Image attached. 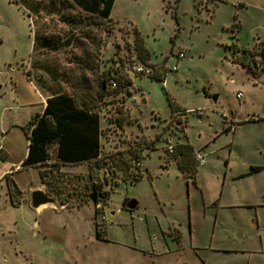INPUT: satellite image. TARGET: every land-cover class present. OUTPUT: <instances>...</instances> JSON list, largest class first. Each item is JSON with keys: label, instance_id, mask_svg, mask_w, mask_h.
Listing matches in <instances>:
<instances>
[{"label": "rangeland", "instance_id": "obj_1", "mask_svg": "<svg viewBox=\"0 0 264 264\" xmlns=\"http://www.w3.org/2000/svg\"><path fill=\"white\" fill-rule=\"evenodd\" d=\"M76 4L0 0V264H264V168L250 172L264 167V0H115L107 19ZM134 29L147 65L134 53ZM44 36L60 45L40 58ZM77 63L86 74L81 91ZM46 65L50 74L41 75ZM139 65L157 69L163 82L126 72ZM100 70L121 72L131 87H104L100 97ZM41 77L59 86L49 93H70L98 112L97 160L58 164L51 149L46 166L12 169L27 147L26 123L42 112ZM170 102L185 113L176 116ZM176 144L192 148L183 170ZM39 187L58 203L32 209L29 195ZM91 192L107 200L96 203ZM217 197L216 209L200 212L202 200ZM124 198L137 210H120ZM171 222L182 230H167Z\"/></svg>", "mask_w": 264, "mask_h": 264}, {"label": "trees", "instance_id": "obj_2", "mask_svg": "<svg viewBox=\"0 0 264 264\" xmlns=\"http://www.w3.org/2000/svg\"><path fill=\"white\" fill-rule=\"evenodd\" d=\"M115 0H77L78 6L88 13H99L101 18L107 19L112 10ZM177 4L178 0H174ZM237 25L231 27V38L235 39ZM133 50L141 64L147 65L150 53L145 47L144 41L139 32L133 30ZM234 50H238L235 43L232 44ZM243 53L246 50L242 51ZM260 55L261 69L264 70V43L258 51ZM244 57V56H243ZM243 57L236 60L237 64L246 72H251L252 68L248 61ZM153 74L148 76L152 80L163 82L165 75L157 73L153 68ZM109 72V71H108ZM107 72V74H108ZM106 74V75H107ZM100 82V97L106 95L105 78ZM126 84V80H118V86ZM171 112L177 115L185 113L174 107L170 102ZM173 118V117H172ZM248 122L255 121L252 117ZM230 128H225L227 132ZM101 129L99 125V115L87 103L78 102L73 96L67 93L52 95L45 100V106L40 114L32 116L25 125V136L27 140L26 157L21 163V167L28 168L45 163L50 158V150H53L55 161L66 164H80L86 161L95 160L99 157L100 144L99 138ZM174 151L180 159L179 168L183 170L185 159L192 153V148L188 144H176ZM198 164V163H196ZM194 168V167H193ZM264 167H251L250 172L254 173ZM42 174L40 173V179ZM140 179L134 177V180ZM98 194L92 193V197L97 200ZM102 197L106 195L101 194ZM96 237L99 235L96 233Z\"/></svg>", "mask_w": 264, "mask_h": 264}, {"label": "crops", "instance_id": "obj_3", "mask_svg": "<svg viewBox=\"0 0 264 264\" xmlns=\"http://www.w3.org/2000/svg\"><path fill=\"white\" fill-rule=\"evenodd\" d=\"M206 2H207V0H206ZM76 8H77V10H79V11H82V12H85L80 6H76ZM45 9H47V7L45 6ZM61 22L62 23H65L66 21L65 20H61ZM34 39H35V37H34ZM59 43L58 42H50V41H48V39H47V36H44L43 37V39L42 40H40V43H39V53H40V55H39V57L40 58H46L48 55H50V54H53V53H57V51H58V49H59ZM36 43H35V41L33 42V51H34V49L36 48ZM77 58H80V57H77ZM50 68H47V65L46 66H44V68L42 67L41 68V70L40 71H42L43 73H41V75H48V74H50ZM57 71V70H56ZM73 72H74V74H76V79H75V86H76V88H77V91H81V90H84L85 88H87V82H86V74H85V70L82 68V67H80L79 66V64L77 63V65H76V68H74V70H73ZM102 73H105V72H103V70H100V74H102ZM105 74H107V73H105ZM104 74V75H105ZM101 79V78H100ZM37 80H38V83L40 84V87H41V89L44 91V95H43V99H42V103H41V106H42V110L41 111H43V109H44V106H45V100L48 98V97H50V96H52V95H57V94H60V93H64V92H51V93H49L50 91H55L54 90V87L56 86L57 87V83H56V81H54V80H52L50 77H48V78H45V77H41V78H37ZM102 81H103V78H102ZM126 87H131V82H130V78H128V79H126ZM63 86V85H62ZM59 87V86H58ZM57 87V88H58ZM64 90V89H63ZM68 94V93H67ZM69 95H71L70 93H69ZM71 96H73V95H71ZM122 104L124 105V107H126V109H127V111H128V113H129V116H130V109H129V106H128V99L127 98H122ZM42 113V112H41ZM98 113V112H97ZM40 114V113H39ZM99 125H100V120H99ZM99 144H100V148H101V135H100V138H99ZM198 151V150H197ZM197 151H195V152H197ZM26 157V150H25V152H24V155H23V158L22 159H20L19 160V162L17 163V164H15L14 165V167L12 168V169H17V168H22L21 167V164H20V162H22V160L24 159ZM99 157H100V153H99ZM98 157V158H99ZM97 158V159H98ZM97 159H95V160H97ZM95 160H91V161H86V162H83V163H80V164H78L79 166H81V165H84V164H87V163H89V162H93V161H95ZM145 160V159H144ZM49 161V160H48ZM48 161H46L45 163H42V164H38V165H36V166H33V167H37V166H46L47 165V163H48ZM53 161H55V160H53ZM142 163H144V161H142ZM58 164H63V163H60V162H58ZM64 165H77V164H70V163H66V164H64ZM144 165V164H143ZM28 168H30V167H28ZM165 170H161V174H167L168 173V167L167 166H165V167H163ZM177 169V168H176ZM176 169H174L175 171H176V177H180L181 178V180L184 182V185L185 186H187V183L188 182H185L186 180H184L185 178H183L182 176H177L178 175V172H177V170ZM260 171H262V170H260ZM260 171H257V172H260ZM249 175V174H248ZM240 176H242V175H237V176H233L232 178L234 179V178H239ZM144 179V177L141 179V180H143ZM232 179V180H233ZM150 181H152V179L150 180ZM190 182H192L191 180H190ZM186 183V184H185ZM196 183V182H195ZM194 182H193V184L194 185H196ZM220 197H217L216 199H213V200H211L210 202H208V201H203L202 200V209H201V211L200 212H202L203 214L206 212V210H213V208L214 209H216L218 206H219V199ZM165 206H163V208H164ZM186 207H187V212H190L191 210V207H190V204H189V202H187V205H186ZM215 224V223H214ZM167 226V225H166ZM188 227H189V225H188ZM163 228H165V227H163ZM169 229H175V230H182V229H180V228H177V227H175L174 226V223L173 222H171L170 223V225H168L167 226V230H169ZM187 230H191V228H188ZM214 230H215V226L213 225V227H211V233H213L214 232ZM192 233H191V231H189V235H191ZM210 244H211V242L208 244L209 245V247H210ZM206 245V242L205 243H199V249H201V250H205L206 249V247H204ZM207 249H208V246H207ZM206 262V261H205ZM207 263V262H206Z\"/></svg>", "mask_w": 264, "mask_h": 264}, {"label": "built area", "instance_id": "obj_4", "mask_svg": "<svg viewBox=\"0 0 264 264\" xmlns=\"http://www.w3.org/2000/svg\"><path fill=\"white\" fill-rule=\"evenodd\" d=\"M176 56L178 59H181L184 57L182 52H178V54ZM171 71H176V66H173L171 68ZM126 72L130 73V74H137V75L146 76V77L153 74L152 69H147L143 65H139V66L135 67L133 72L128 71V70H126ZM121 77H122L121 72L114 71V70L109 71L108 74L106 75V78H105L106 88L111 90V91L115 90L118 86V80H122ZM237 97L239 98L240 94H237ZM192 113L196 114V115H201V111H193ZM176 116H177V114H176ZM167 151L169 153H172V148L168 147ZM204 158H205V155L203 153H196L195 154V160L200 165L204 164ZM136 165L139 166L138 163Z\"/></svg>", "mask_w": 264, "mask_h": 264}, {"label": "water", "instance_id": "obj_5", "mask_svg": "<svg viewBox=\"0 0 264 264\" xmlns=\"http://www.w3.org/2000/svg\"><path fill=\"white\" fill-rule=\"evenodd\" d=\"M217 96H213L212 100L215 102ZM58 201L50 196L42 187L38 189L32 190L29 195V204L32 209L37 210L39 207L44 205H55ZM136 207V201L132 199L127 205L126 208L129 210H133Z\"/></svg>", "mask_w": 264, "mask_h": 264}, {"label": "flooded vegetation", "instance_id": "obj_6", "mask_svg": "<svg viewBox=\"0 0 264 264\" xmlns=\"http://www.w3.org/2000/svg\"><path fill=\"white\" fill-rule=\"evenodd\" d=\"M92 193L93 192H91V196H92ZM94 193H96V192H94ZM96 194H98V193H96ZM105 195V194H104ZM94 199V198H93ZM105 200H107V198L106 197H102L101 196V194H98V196H97V200H95L94 199V201L97 203V202H101V203H104L105 202ZM132 200V198H124L122 201H121V203H120V210H122V211H125V212H128V213H133L135 210H137V208H138V203H137V201H136V207L133 209V210H129V209H127L126 208V205L130 202Z\"/></svg>", "mask_w": 264, "mask_h": 264}, {"label": "bare ground", "instance_id": "obj_7", "mask_svg": "<svg viewBox=\"0 0 264 264\" xmlns=\"http://www.w3.org/2000/svg\"><path fill=\"white\" fill-rule=\"evenodd\" d=\"M43 207H47V205H44V206L39 207V208L37 209V211L40 210V209L43 208Z\"/></svg>", "mask_w": 264, "mask_h": 264}]
</instances>
